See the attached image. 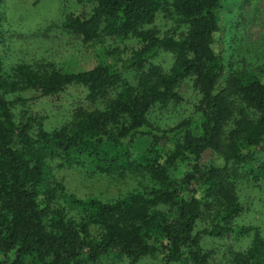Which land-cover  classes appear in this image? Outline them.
<instances>
[{"label":"trees","instance_id":"1","mask_svg":"<svg viewBox=\"0 0 264 264\" xmlns=\"http://www.w3.org/2000/svg\"><path fill=\"white\" fill-rule=\"evenodd\" d=\"M227 1L80 0L91 6L88 17L71 14L47 30L138 47L114 49V64L78 73L4 52L0 30V264H100L116 256L129 264H213L204 238L235 231L252 241L230 262L264 264L261 230L234 224L243 212L239 183L260 179L264 61L252 75L230 70L218 43ZM161 13L180 32L162 33L155 26ZM2 18L0 12V25ZM164 53L170 66L162 64ZM188 81L198 102L180 123L163 126L157 111L180 104ZM72 86L86 89L89 106L47 129L26 97H53ZM141 139L151 142L137 159ZM207 152L216 160L203 164ZM72 168L131 174L142 183L112 202L83 199L55 181V171Z\"/></svg>","mask_w":264,"mask_h":264},{"label":"rangeland","instance_id":"2","mask_svg":"<svg viewBox=\"0 0 264 264\" xmlns=\"http://www.w3.org/2000/svg\"><path fill=\"white\" fill-rule=\"evenodd\" d=\"M0 12L5 23L0 25L4 32L6 47L15 57L29 63L54 67L64 73L89 71L100 64H114L116 58L110 52L114 49L128 50L138 47L134 41H115L103 38L85 42L82 38L66 34L59 29L48 31L53 23H62L66 16L76 14L88 17L91 6L80 0H0ZM223 33L218 39L220 51L225 56L230 70L239 69L252 75L258 65L264 61V0H228L219 13ZM155 26L165 32H176L177 26L170 17L163 13L158 16ZM177 32H180L178 29ZM1 47V45H0ZM129 52V50L127 51ZM164 66H170L172 56L164 53ZM84 87L72 86L53 97H40L29 100L34 114L44 117L47 129L63 126L71 119L73 112L81 106L88 107ZM183 101L157 111L158 120L163 126H173L186 118L198 102V92L191 82L180 88ZM25 110V107L23 108ZM21 107L17 113L23 110ZM150 139H141L134 148L137 159H143V153L150 145ZM216 160L207 152L203 164ZM257 166L260 167V179L253 181L251 175L245 177L238 185L239 202L243 212L237 217V229L256 227L264 235V153L259 154ZM55 181L64 185L68 194L79 198H95L112 202L128 191L138 189L142 183L140 176L127 174L119 177L115 174L103 175L90 172L86 168H72L55 171ZM61 201V206L64 207ZM206 224L201 223L199 230ZM252 237L241 236L235 231L223 238L205 237V250H213V264H232L233 252L246 251ZM100 264H129L126 258L111 257ZM138 264H158L151 259H144Z\"/></svg>","mask_w":264,"mask_h":264}]
</instances>
